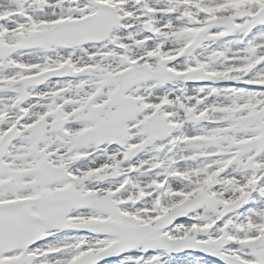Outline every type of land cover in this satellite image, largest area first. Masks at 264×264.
I'll use <instances>...</instances> for the list:
<instances>
[{"label":"snow or ice","instance_id":"1","mask_svg":"<svg viewBox=\"0 0 264 264\" xmlns=\"http://www.w3.org/2000/svg\"><path fill=\"white\" fill-rule=\"evenodd\" d=\"M0 264H264V0H0Z\"/></svg>","mask_w":264,"mask_h":264}]
</instances>
